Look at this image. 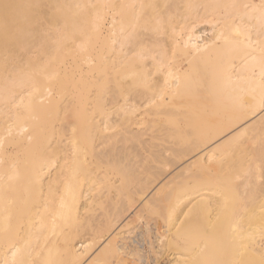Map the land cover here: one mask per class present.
Here are the masks:
<instances>
[{"label":"bare ground","instance_id":"1","mask_svg":"<svg viewBox=\"0 0 264 264\" xmlns=\"http://www.w3.org/2000/svg\"><path fill=\"white\" fill-rule=\"evenodd\" d=\"M162 206L264 264V0H0V264H154Z\"/></svg>","mask_w":264,"mask_h":264},{"label":"rangeland","instance_id":"2","mask_svg":"<svg viewBox=\"0 0 264 264\" xmlns=\"http://www.w3.org/2000/svg\"><path fill=\"white\" fill-rule=\"evenodd\" d=\"M174 201H175V199H174ZM174 201H170L169 203H170V206L172 205V202H174ZM176 203L177 202H174L173 204H175L176 205ZM163 207V208H162ZM162 207H160V208H157L154 212H145V218L147 219V221L148 222H150V223H148L149 225H154V223H151V221L153 222V220H155L156 222H157V220L158 221H160L161 222V224L162 225H158V223H156L158 226H159V228H161L159 231H161L162 232V234L164 233L165 235H166V237H165V235H164V237H163V239H162V241H160L159 240V242H154L153 243V246H154V249H153V251H152V255H153V257L155 258V263L154 264H179V262L176 260L177 258H178V255H182V254H184V253H186L188 250H186L185 251V249L183 250V249H181V247H179V246H176L177 245V243L179 242V243H183L181 240H183V241H185V242H187L188 243V245H189V248L190 247H192L193 249H195L196 248V244L202 239V241L201 242H203L204 241V239L205 238H207V237H210V233L209 232H207L208 231V227H207V225L206 226H204V225H202V228H200V230H202V233L200 232V235H196V234H198V232H199V230H196L195 229V231H193V234H192V232L190 233V234H187V236H184V237H182V239H181V237L180 238H177V239H174L173 241H171L172 239H171V233L169 232L170 230H171V227L173 226L172 225V223L170 224V223H164L163 222V219H164V217H165V215H163L164 213H166V208H167V206L165 207V206H162ZM160 209V210H159ZM165 210V211H164ZM160 211V212H159ZM163 212V213H162ZM97 213H98V211L96 212L95 211V215H97ZM160 213V214H159ZM162 214V215H161ZM161 216H162V218H161ZM160 224V223H159ZM170 224V225H169ZM167 225V226H166ZM169 225V226H168ZM197 225H198V223H197ZM154 227V226H153ZM167 229H170L169 231H167ZM207 230L206 232H204L205 230ZM166 231V232H165ZM196 232V233H195ZM195 235H196V237H195ZM201 235H203V236H201ZM168 236H169V238H168ZM187 237V238H186ZM193 237V238H192ZM204 238V239H203ZM257 238H259L260 239V237H259V235H257L256 236V239ZM196 239H197V241H196ZM170 240V241H169ZM191 241V242H190ZM193 241V242H192ZM196 241V242H195ZM194 242H195V244H194ZM263 243H264V240L262 241ZM191 243L192 244H194V245H191ZM200 243V242H199ZM191 245V246H190ZM195 246V247H194ZM191 249V248H190ZM189 249V250H190ZM192 250V249H191ZM185 251V252H184ZM182 252H184V253H182ZM235 254H237V252L235 253ZM239 259V258H238ZM235 261H237V258H236V260Z\"/></svg>","mask_w":264,"mask_h":264}]
</instances>
